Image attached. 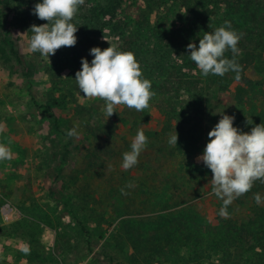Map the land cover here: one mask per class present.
Returning a JSON list of instances; mask_svg holds the SVG:
<instances>
[{"label": "rangeland", "instance_id": "rangeland-1", "mask_svg": "<svg viewBox=\"0 0 264 264\" xmlns=\"http://www.w3.org/2000/svg\"><path fill=\"white\" fill-rule=\"evenodd\" d=\"M11 1L12 38L20 60L10 53L0 30V144L13 153L10 161H0V264H264L261 244L249 248L244 242L227 244L220 239L219 229L229 217L219 215V220L213 208L204 214L209 222L201 224L198 244L182 240L166 244L160 240L157 225L149 220L155 212L141 208L146 196L139 192L131 202L129 195L120 198V192L110 187L115 182L127 192L129 185L131 189L132 184L141 183L139 173L121 167L123 153L131 150L138 130H159L172 112L169 103L188 100L177 92L170 76L173 67L180 69L177 52L170 47L175 38L170 37L177 35L176 30L190 29L186 9L156 0H125L119 12L129 26L125 35L111 31L104 19L92 17L97 7L110 0H85L73 20L78 28L76 45L62 47L49 60L29 51L32 34L28 31L34 23L22 19L19 0ZM24 1L22 16H33L28 12L32 0ZM255 1L258 4L252 13L259 10L255 17L229 8L223 0L216 2L215 8L210 7L213 17L208 26L219 28L230 21L239 26V34H245L248 27L263 22L264 0ZM37 3L42 0H34V7ZM33 20L37 26L47 23L36 15ZM122 37L133 42L130 52L156 95L143 112L121 105L108 118L103 100L80 94L75 74L82 69L83 58L89 63L94 59L90 54L93 47L113 46L126 52ZM248 76L257 80L251 69ZM249 95L254 104L251 109L237 106L225 93L212 113L221 118L237 112L253 122L250 127L258 121L264 123L260 91ZM204 115L205 121L198 125L209 133L216 123H210V114ZM71 129L77 135L69 137ZM206 145L198 142L196 147ZM202 155L196 157L199 164ZM163 162L167 169L172 168V159ZM113 203L122 208L117 218L111 215ZM165 214L175 215L172 209ZM187 224L178 229L176 222L169 224L171 238L187 235L191 230Z\"/></svg>", "mask_w": 264, "mask_h": 264}, {"label": "trees", "instance_id": "trees-1", "mask_svg": "<svg viewBox=\"0 0 264 264\" xmlns=\"http://www.w3.org/2000/svg\"><path fill=\"white\" fill-rule=\"evenodd\" d=\"M124 1L110 0L109 4L97 7L93 11L92 17L97 21L104 19V25L109 27L110 24L111 27L109 29L111 31L119 34L123 32L128 35L129 26L119 15ZM218 1L220 3L222 0H156L157 3L164 5H181V7L186 9L188 13L186 17L191 21L189 30H176L177 37L167 36L175 38L174 42H171L170 47L173 48L174 52H177L176 63L180 65L179 70H175L176 67H173L170 76L174 77L173 83L177 92L186 96L188 100L172 101V103L168 104L172 112L167 114L169 117L162 121L159 130L152 128L143 130L148 137V144L139 156L138 164L130 169L132 172L136 171L139 173L142 180L141 183L132 184V188L130 189L131 186L128 188L127 195L132 200V196L139 192L146 196L144 201L140 203L141 208L143 211L155 212L154 214L156 215L149 220H152L151 224L157 225L156 231H159L161 235L160 240H166V244L181 240L183 242L190 241L191 244L195 245L198 244L202 240L201 224L206 221L204 214L210 208L214 209V212L218 214L217 217L221 220L219 213L223 201L217 198L212 191L213 186L210 183L212 178L211 170L204 163L199 164L196 162V157L202 155L205 149L202 146L196 147V145L198 142H203L205 146L209 142L207 129L205 127L201 129L198 125H201L200 122L205 121L204 114L208 113L211 115L212 111L218 106L221 96L225 93L237 106L247 109L254 106V104H250L252 100L249 94L251 93L260 91L262 98L260 100L264 102V18L260 24L257 23L253 27H248V31L242 34V39L239 41L240 54L236 57V60L242 66L239 80L235 79L236 74L234 72H229L223 77L211 74L208 77H204L189 57L190 51L187 49V45L195 43L198 47L199 39L203 38L206 32H214L217 29L216 26H208V24H211L212 9L216 7V2L218 3ZM223 1L229 8L238 10L244 15L255 17V13L259 11L252 13V9L256 8L258 4L255 0ZM11 2V0H0V30L4 33L10 45V53L17 60H20L18 45L12 38L14 23L9 18V13L12 12L10 10ZM24 5H27L26 1H18L17 7L21 10L19 14L23 17L22 19L25 21L31 20V23L37 25L38 22L33 20L35 15H31L28 18L22 16V10H24L22 7ZM32 7V10L30 9L28 12L33 14L34 0H32ZM259 17L262 18L261 15ZM219 24L217 22L216 25ZM231 26L233 30L239 33L237 24L231 23ZM253 32L258 34H252ZM29 33L33 34L31 31ZM167 40L169 41V39ZM121 41L124 46L128 44L127 48H124V46L122 48L126 52H130L133 42L130 40L128 42L125 37H122ZM181 45L184 47L183 52L180 50ZM170 52L172 53V51ZM225 56L231 59V51L226 52ZM183 69L188 70V72H182ZM250 69L254 71L257 80L250 79L248 76ZM150 71L149 69L148 72ZM200 78H204L206 81L202 82ZM238 114L237 112L230 114V116L235 117L233 126L237 127L241 132H250L252 127L247 121L251 122V120ZM135 115L133 114V116ZM216 115L213 113L211 115L210 123L212 125L217 124L222 118V116L219 118ZM196 122L198 123L195 124ZM235 123L238 125L236 126ZM256 123L258 125L263 122L258 121ZM176 132L178 134L177 146L170 145L168 143L169 138L171 135H175ZM167 159H172L173 161L171 169L165 167L167 163L163 161H167ZM166 171H169V173H166ZM110 187L113 192H120V198L124 197L121 194V186H117L113 182ZM256 193L264 196V183L259 180L254 183L251 191L235 199L228 206V221L226 226L219 229L222 232L220 239H224L227 244L239 241L249 245V248L254 247L256 244L264 246V206L256 204L254 199ZM121 200H124V198ZM131 202H134V200ZM112 208L114 209L111 212L112 216L117 218V216L122 215V208L118 204L113 203ZM171 209L175 214L173 217L165 214ZM246 219H248L247 222ZM174 222L177 223V229L188 223L187 225L191 230L182 238L179 237L180 239L178 240L172 239V234L168 231V228L169 224L173 225ZM206 222L208 223L209 221L207 220ZM216 235H219V233L217 232Z\"/></svg>", "mask_w": 264, "mask_h": 264}, {"label": "clouds", "instance_id": "clouds-1", "mask_svg": "<svg viewBox=\"0 0 264 264\" xmlns=\"http://www.w3.org/2000/svg\"><path fill=\"white\" fill-rule=\"evenodd\" d=\"M84 3L85 0H42V3H37L33 14L47 23L31 26L29 31L33 34L29 51L39 52L49 59L62 47L75 46L78 28L73 20ZM241 39L242 34L232 29L230 21H225L214 32H206L199 39L198 47L195 43H189V57L204 77L210 74L223 77L234 72L235 79L239 80L242 66L236 57L240 54L238 44ZM228 51L232 53L231 59L225 56ZM90 54L94 59L89 63L87 58H83L82 69L75 74L79 92L84 98L103 100L108 118L117 113L116 108L121 105L137 112L149 108L156 93L151 90V82L143 77L133 53L121 52L110 46L103 50L93 47ZM234 120V116L222 114V118L208 133L209 142L203 155L198 157L211 170L212 191L223 201L219 213L221 216H227L228 206L251 191L257 180L264 183V123L253 126L250 132H241L233 126ZM247 123L253 122L248 120ZM67 135H77L76 130H69ZM177 141L176 132L170 136L168 143L177 146ZM147 144L145 132L143 129L138 130L131 142V150L123 153L121 167L125 171L138 164L139 156ZM12 158L11 149L0 144V161H10ZM121 194L128 193L121 189ZM254 199L257 205L264 203L259 193L254 195Z\"/></svg>", "mask_w": 264, "mask_h": 264}]
</instances>
